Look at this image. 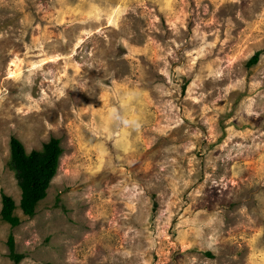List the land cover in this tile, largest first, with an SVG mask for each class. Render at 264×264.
<instances>
[{
  "label": "rangeland",
  "instance_id": "1",
  "mask_svg": "<svg viewBox=\"0 0 264 264\" xmlns=\"http://www.w3.org/2000/svg\"><path fill=\"white\" fill-rule=\"evenodd\" d=\"M13 137L63 148L33 218ZM3 195L0 264H264V0H0Z\"/></svg>",
  "mask_w": 264,
  "mask_h": 264
},
{
  "label": "trees",
  "instance_id": "2",
  "mask_svg": "<svg viewBox=\"0 0 264 264\" xmlns=\"http://www.w3.org/2000/svg\"><path fill=\"white\" fill-rule=\"evenodd\" d=\"M255 58L250 62L254 65ZM11 161L10 168L15 172L21 192L19 208L22 213L33 218L36 215L38 204L47 197L51 183L57 175L60 158L63 154L60 140L52 139L45 144L41 151L27 153L24 146L16 138L10 141ZM16 204L12 197L2 196L1 220L13 228L21 224V220L14 212ZM9 258L19 264L24 256L16 253L14 237L8 239Z\"/></svg>",
  "mask_w": 264,
  "mask_h": 264
}]
</instances>
